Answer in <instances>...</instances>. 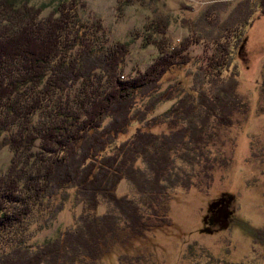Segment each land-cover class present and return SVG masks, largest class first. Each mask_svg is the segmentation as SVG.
<instances>
[{
    "label": "trees",
    "instance_id": "obj_1",
    "mask_svg": "<svg viewBox=\"0 0 264 264\" xmlns=\"http://www.w3.org/2000/svg\"><path fill=\"white\" fill-rule=\"evenodd\" d=\"M80 6L63 1L43 18L29 0H0V148L11 146L18 171L0 179V264H105L114 253L148 264L153 256L125 249L171 225L179 194L212 189L249 113L235 61L253 17L227 23L215 12L207 44L201 32L172 39L168 19L152 20L144 41L159 55L126 78L128 46H108ZM69 202L72 226L32 243ZM200 256L194 264H236Z\"/></svg>",
    "mask_w": 264,
    "mask_h": 264
},
{
    "label": "rangeland",
    "instance_id": "obj_2",
    "mask_svg": "<svg viewBox=\"0 0 264 264\" xmlns=\"http://www.w3.org/2000/svg\"><path fill=\"white\" fill-rule=\"evenodd\" d=\"M63 1L67 0H29V3L42 6L41 16L45 18ZM76 1L82 5L78 14L81 22L103 24L110 39L108 46L118 42L128 46L126 78L144 71L159 55L156 45L144 41L148 34L143 31L152 20L168 19L172 39H193L201 32L207 44L218 34L206 22L207 18L215 17V12L221 22L227 23L253 17L235 61L241 98L244 101L249 98L250 105L246 121L237 116L242 127L235 133L236 139L233 136L227 143L228 158L235 152L232 164L218 171L209 192L193 190L179 194L171 203V225L156 229L146 240H136L125 250L149 259L153 256L148 264H194L193 257L202 253L236 264H264V0ZM206 44L192 48V54L203 55ZM192 69L194 65L185 69L190 79L193 75L188 71ZM35 121L38 123V119ZM14 155L8 143L0 148V179L18 175L12 169ZM79 213L80 208L76 211ZM72 223L73 209L69 202L54 225L39 230L32 243L57 237L60 230ZM117 258L114 253L105 264H118Z\"/></svg>",
    "mask_w": 264,
    "mask_h": 264
},
{
    "label": "bare ground",
    "instance_id": "obj_3",
    "mask_svg": "<svg viewBox=\"0 0 264 264\" xmlns=\"http://www.w3.org/2000/svg\"><path fill=\"white\" fill-rule=\"evenodd\" d=\"M98 88V87H97ZM6 264V263H5Z\"/></svg>",
    "mask_w": 264,
    "mask_h": 264
}]
</instances>
